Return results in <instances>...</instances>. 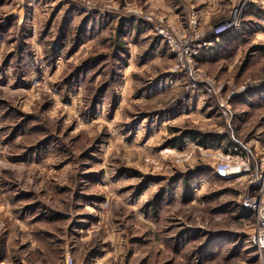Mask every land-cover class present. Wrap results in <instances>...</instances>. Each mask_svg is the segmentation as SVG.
<instances>
[{
    "label": "rangeland",
    "instance_id": "1",
    "mask_svg": "<svg viewBox=\"0 0 264 264\" xmlns=\"http://www.w3.org/2000/svg\"><path fill=\"white\" fill-rule=\"evenodd\" d=\"M235 8L195 62L215 94L190 92L157 28ZM233 148L250 172L220 179ZM252 200L264 210V0H0V264H264Z\"/></svg>",
    "mask_w": 264,
    "mask_h": 264
},
{
    "label": "built area",
    "instance_id": "2",
    "mask_svg": "<svg viewBox=\"0 0 264 264\" xmlns=\"http://www.w3.org/2000/svg\"><path fill=\"white\" fill-rule=\"evenodd\" d=\"M241 12L242 8H235L230 18L214 25L208 31L203 30L196 16L190 18L187 27L173 25L168 28L163 26L157 28L158 35L174 55L175 65L172 72L184 75L189 83L187 90L190 92L215 94L214 82L211 79L202 82L195 62L202 51L214 47L220 42L223 35L237 28ZM224 115H227L226 110H224ZM213 160L214 171L220 179L250 172L248 153H244L238 148L220 152L213 157ZM247 204L257 214L256 244L264 252V210H262V203L258 200H252L248 201ZM68 261L72 262V258L68 257Z\"/></svg>",
    "mask_w": 264,
    "mask_h": 264
},
{
    "label": "trees",
    "instance_id": "3",
    "mask_svg": "<svg viewBox=\"0 0 264 264\" xmlns=\"http://www.w3.org/2000/svg\"><path fill=\"white\" fill-rule=\"evenodd\" d=\"M120 33H123L122 30L120 31ZM233 35H234L233 31H231V32L223 35L220 41L222 42V41L230 40ZM205 52H207V51H204L203 54ZM185 138H191L192 140L196 141L200 145H207L210 142L214 143V142H217L219 139H221V137H219V136L202 134L199 132H191V133L186 132L183 134V136L180 139L183 140ZM184 188H185V190H184V201L186 203H189V202H191L192 194H193L191 182L186 181Z\"/></svg>",
    "mask_w": 264,
    "mask_h": 264
}]
</instances>
